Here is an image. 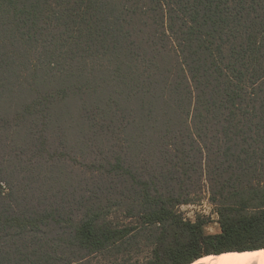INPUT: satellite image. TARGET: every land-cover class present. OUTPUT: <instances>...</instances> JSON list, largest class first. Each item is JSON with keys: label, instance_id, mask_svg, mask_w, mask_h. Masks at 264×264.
Segmentation results:
<instances>
[{"label": "trees", "instance_id": "16d2710c", "mask_svg": "<svg viewBox=\"0 0 264 264\" xmlns=\"http://www.w3.org/2000/svg\"><path fill=\"white\" fill-rule=\"evenodd\" d=\"M2 98L0 264H79L140 236L148 264L264 249V0H0ZM71 118L94 171L68 199L48 162L74 155ZM18 139L39 169L1 155ZM203 184L216 235L178 211Z\"/></svg>", "mask_w": 264, "mask_h": 264}, {"label": "rangeland", "instance_id": "374dc122", "mask_svg": "<svg viewBox=\"0 0 264 264\" xmlns=\"http://www.w3.org/2000/svg\"><path fill=\"white\" fill-rule=\"evenodd\" d=\"M10 104L11 101L8 98L0 99V106H10ZM60 128L64 131L60 132V134H63L64 140L66 141L67 145H71L72 147L70 149L73 150L75 153L72 157H66V162H59L55 160L52 162H48V164H52L53 169L60 168L61 170H64L63 176L65 179H61V181H63L62 183L64 184L66 183L69 189V195L71 197L68 199H73L75 197H78L82 193L81 191L83 189L91 192L90 188L92 186V174L94 171V167L87 160H84L83 155L87 156L89 154V150L84 148L87 147V144L84 139L81 140L79 136L76 137L77 133L75 132L74 122L72 121V118L70 119V121H65V123H62ZM88 143L90 142L88 141ZM4 144H6V142ZM81 149L85 151L83 155L81 154ZM21 151H24V155L21 156L22 159L18 166L19 168H24V166L28 164L29 167L28 159L31 157V152L29 148L25 145V142H23L21 139H18L12 147L8 145V147L3 148L1 150V155L11 158L16 153H19ZM46 160H48L47 156ZM88 160H90V158H88ZM37 162L38 161L36 160L32 167H29L30 171L34 168L39 169V164H37ZM34 171H37L38 176L36 177V182L33 183V186L40 192H43L44 188H46V172L40 170ZM15 173L18 177V180H21L24 176V174L20 175V173H18L16 169ZM84 179L86 180L84 181V183H82ZM25 180L27 179H24L22 181L24 182ZM42 183L45 186L44 188L42 187ZM72 185L75 186L76 190H78L75 196L71 195V192L73 191ZM59 186L61 187V184ZM1 188L3 193L8 194L9 191L7 190V186L5 185V183H2ZM90 194L92 193H88V195ZM209 196L210 195L208 193V188L205 184H203L201 191L197 195H194L187 204L180 205L178 207V211L182 215L183 219L186 221L192 223H203V234L216 235L220 233L218 216L219 208L217 205H214L210 201ZM93 203L96 204V196H94L93 198ZM113 204L114 203L111 200L107 210L108 219L116 224H120L127 227H133L135 222H133L132 219L126 218L120 209H117L112 206ZM73 210L78 211L76 208ZM131 234L132 233H128L127 236ZM261 242H263L262 239H238L234 240L233 243H231L230 245L234 249L238 250L251 248L253 246H260L259 244ZM152 250L153 248L151 243L148 242V240H146L144 236H140L135 244H132L130 240L129 242L125 243V246H123L119 251L111 252L112 254L110 255L107 253L102 255H94L87 258L86 260L81 261L79 264H148L149 262H152L154 260Z\"/></svg>", "mask_w": 264, "mask_h": 264}, {"label": "bare ground", "instance_id": "6f19581e", "mask_svg": "<svg viewBox=\"0 0 264 264\" xmlns=\"http://www.w3.org/2000/svg\"><path fill=\"white\" fill-rule=\"evenodd\" d=\"M192 264H264V249L222 253L200 259Z\"/></svg>", "mask_w": 264, "mask_h": 264}]
</instances>
